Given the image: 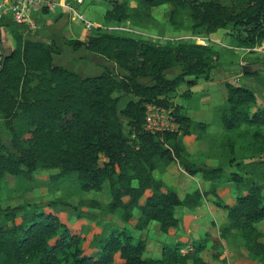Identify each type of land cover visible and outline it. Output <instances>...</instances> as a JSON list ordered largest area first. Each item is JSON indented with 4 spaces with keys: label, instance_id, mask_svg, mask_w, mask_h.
Masks as SVG:
<instances>
[{
    "label": "trees",
    "instance_id": "trees-1",
    "mask_svg": "<svg viewBox=\"0 0 264 264\" xmlns=\"http://www.w3.org/2000/svg\"><path fill=\"white\" fill-rule=\"evenodd\" d=\"M108 2L104 20L109 24L130 21L144 26L152 9L170 5V22L177 29L183 27L180 13L186 12L196 35L210 36L224 29L235 47L243 49L264 42V0ZM12 36L15 48L0 71V119L10 135L7 145L0 134V194L8 175L33 182L39 169L58 170L51 181L74 178L81 192H102L108 185L107 205L96 200L82 205L110 214L121 212L125 225L138 211L135 230L144 231L156 222L164 234L180 228L178 207L193 210L212 196L213 203L227 212L222 238L240 239L248 258L264 264V232L259 229L264 223V109L252 110L257 98L251 90L226 84L228 100L218 109L226 135L211 149L220 161L211 168L194 162L184 143L193 134L205 139L208 126L192 121L173 101L181 85L191 87L196 79L210 78L219 52L194 42L161 45L96 28L85 41L67 42L73 51L85 48L109 63L100 75L84 78L55 64L54 57L61 52L57 46L27 40L16 30ZM2 61L3 57L0 66ZM176 67L182 73L168 78L166 72ZM188 77L195 80L187 81ZM149 103L172 109L180 132L145 131ZM21 121L24 127H18ZM225 159L227 166L238 169L229 179L238 191L233 206L217 193L226 180ZM173 163L189 176L201 174L212 183L210 190L196 189L181 199L175 189L154 177V171H164ZM59 204L3 208L0 198V264H118L117 256L122 264H207L202 253L208 238L191 245H165L161 259H146V241L122 228L94 234L86 249L85 238L56 214Z\"/></svg>",
    "mask_w": 264,
    "mask_h": 264
},
{
    "label": "crops",
    "instance_id": "crops-1",
    "mask_svg": "<svg viewBox=\"0 0 264 264\" xmlns=\"http://www.w3.org/2000/svg\"><path fill=\"white\" fill-rule=\"evenodd\" d=\"M58 4V8L55 12H51L47 9H43L40 12L34 15V18L37 22L38 29L35 32L29 31L27 27L20 26L14 24L11 20L5 19L0 21V62L3 57V54L6 56L13 51L15 48V42L12 36V30L18 31L25 39L33 41V42H41L46 44H53L57 46L61 52L60 54L54 57V62L56 65L64 67L72 72L79 74L81 77H94L98 76L103 72V67L105 65H109L107 60L103 57L92 54L88 52L85 48H82L80 51H73L72 48L67 44L70 40H79L85 41L88 37L89 33L86 29V24L90 23L84 17V15L79 11V7L81 3L77 0H51ZM83 4V3H82ZM79 22H82L84 28H79ZM92 24V23H91ZM93 26V24H92ZM95 26V25H94ZM96 28H99L96 25ZM201 38H205V41L196 42L199 44H204L211 46L214 50L215 47L213 45V41L217 44L221 43L219 38L210 36H203ZM235 47V46H234ZM236 50H240L242 48L235 47ZM248 50V53L253 58L257 57H264V42L253 49H245ZM217 51V50H216ZM218 52V51H217ZM251 52H255L252 54ZM251 53V54H250ZM245 58V57H244ZM73 64V69H69L68 65ZM242 70L235 74L233 77V81H229L231 74L227 71L224 73H220L216 68L212 70L209 79H204L207 83H210V87H212V91H204L203 98L200 102V107L197 108H185L183 107V112L194 122H201L208 126L207 132L205 134V139L199 140L196 134L188 135L184 138V143L187 147L188 152L193 156V161L196 162L199 166L205 165L208 167H216L219 165L220 161L212 154L211 149L212 146L209 142H220L221 139L226 135L225 130H221L219 127L217 131H213V126L211 123H207L204 119H200V113H202V109H208L207 112H212L216 107H219L218 103L216 102L215 95L219 96L221 93H216L214 89L217 84L210 82L213 78L217 79L225 86L226 84L230 83L235 85L237 82H241V77L244 74L243 69L246 68L249 70V74L252 72H257L258 69L253 65L245 64V61H241ZM1 67V66H0ZM180 68V67H179ZM172 73L173 76H179L182 73V69L178 70V67L168 70L166 72V76L168 73ZM242 72V73H240ZM258 74V72H257ZM264 74V73H263ZM220 76V77H219ZM259 76V74L257 75ZM174 77V78H176ZM213 77V78H212ZM252 77V76H251ZM202 79V78H201ZM196 79V84L187 88V91L183 94L177 96V93L173 96V101L176 105H180L177 101V97L184 96L187 97L186 94L190 92L191 94L194 91H198L203 89L201 86H198L199 81L201 80ZM221 79V80H220ZM195 80L193 77H188L187 81ZM235 80V82H234ZM148 79H142L141 82L147 83ZM244 88L251 90L255 95L256 93L253 91L254 89L259 88V85L253 80H247L245 83ZM182 86V85H181ZM180 86V87H181ZM237 86V85H236ZM179 87V88H180ZM261 92V90H260ZM190 94V95H191ZM189 95V96H190ZM222 95L225 96L224 92ZM177 96V97H176ZM226 103L228 100V92L226 89ZM257 103L253 107V111L258 109H264V97L256 95ZM181 106V105H180ZM208 106V107H206ZM2 120L0 119V132L2 128ZM206 122V123H205ZM246 127L243 126L242 129ZM6 143V142H5ZM200 158V159H199ZM174 165V168H172ZM181 175L177 176V168ZM154 177L158 180H162L167 188H173L177 191L179 197L183 199L187 194L193 192L196 189L201 190L202 192H206L210 190L212 187L211 182H206L201 174H198L194 177L187 175L179 165L176 163L171 164L167 167L164 171L156 170L154 171ZM217 193L223 199V201L229 205L233 206L235 204V198H233L231 191L228 190V185L225 183H220L217 189ZM151 193L148 192L146 196H149ZM214 198L212 196L204 199L202 204L193 209L189 210L186 208L178 207L175 211L176 217L180 219V228L178 230H171L168 234H164L160 231L159 224H154L155 222H151L149 227L144 231L141 232L140 235H137L135 232L136 230L133 229V224L136 223L137 218L139 216V212H135L134 219L131 224L126 225V229L130 230L134 237H138L144 241H146V251L144 253V258L146 259H161L162 258V251L165 245H174L176 243L182 242L185 244H193L197 243L200 240L205 238H210L211 240L207 241L206 249L203 252L202 257L207 264H218L217 261L214 259H208L205 256L206 251L210 249L211 244H217L220 249L223 250V247L226 248L224 253L228 252L231 257L235 258L237 256L236 250L239 253V257H247V252L243 247V242L240 239L234 237H227L222 238L221 230L222 228L228 223L227 221V212L221 208H218L213 203ZM60 218V217H59ZM61 219V218H60ZM68 226L72 227L75 231L79 232V227L81 222L72 224L71 222L68 223L61 220ZM264 224V223H263ZM262 224V225H263ZM132 225V226H131ZM154 228L155 234L152 233V229ZM91 232L94 234H100L96 226H90ZM80 233V232H79ZM153 235V237H152ZM264 241V239H263ZM213 242V243H212ZM235 256V257H234ZM223 256H220V260ZM119 260V263L117 262ZM235 260V259H233ZM246 260V259H245ZM116 262L118 264H122L123 261L120 259L119 256L116 257ZM237 263V262H236ZM240 264H250L249 261L240 262Z\"/></svg>",
    "mask_w": 264,
    "mask_h": 264
},
{
    "label": "rangeland",
    "instance_id": "rangeland-1",
    "mask_svg": "<svg viewBox=\"0 0 264 264\" xmlns=\"http://www.w3.org/2000/svg\"><path fill=\"white\" fill-rule=\"evenodd\" d=\"M133 5L135 4L133 3ZM109 8L110 4L108 0L83 1V4H81V6L79 7V11L84 15L87 21L93 24L92 30L88 31L89 33L94 32V30L96 29V25H98V27L101 28L102 31L108 33L121 34L137 39L150 40L161 45H175L180 42L196 43L205 41V38L201 37H205L206 35H196L191 32L190 26L192 25V23L186 12H181L178 17V22L183 23L182 29H177L174 25L171 24L170 13L173 10V7L170 5H164L162 7L152 9L150 12L151 20L146 21L144 23V26L136 25L130 21L120 24L106 23L104 20V16ZM78 24L79 28H84L82 22L78 21ZM213 37L214 39L219 38L221 40L220 44H217L213 41L215 49L219 52V61L216 72L217 69L220 73H224L225 71H227L226 73L229 72L231 74L229 81H233V77L235 76V74L242 70L240 64L241 61L244 60L245 64L253 65L258 69L257 72L259 76L251 77L243 75L241 77V82H237L235 83V85L244 86V83L247 80H253V83L256 82L259 85L258 90L254 89L253 91L256 93V95H258L259 92V95L264 97V57L262 58L260 56L257 58H253L249 54H245L248 53V50H245V48L236 50V48L234 47L236 46V43L233 41L227 30L221 29L217 33L213 34ZM251 53L254 54L255 52ZM56 58L58 57L56 56ZM68 68L73 69V64H69ZM178 70H181V68L178 67ZM167 77L173 79L176 76H173V74L169 72ZM215 78H213L210 82L217 84L214 89L216 90V93L221 94L219 96L215 95V97L217 99L216 102L218 103V105H221L219 107H216L212 112H207L208 109H202V113H200L199 116L200 119H204V121H206L207 123L212 124L213 131H217L219 127L221 128V130H224L220 122L218 109L226 105L225 86ZM149 82L150 80L148 79L147 83ZM208 84L210 83H207L202 78L199 81L198 86H201L203 89H200L198 91L195 90L194 93L187 97H177L178 95L186 92L187 88H190L187 84H183L177 91L176 97L178 103L188 109L200 107V102L203 98V92L207 90L208 92L212 91V87H210V85ZM222 92H224L225 96L222 95ZM2 124L3 125L0 134L3 138V141L6 142L7 145H10L9 132L3 122ZM25 124V122L21 121L19 122L18 127H24ZM234 139L237 141V136L234 137ZM209 143L211 144L212 148L219 144V142ZM103 161L104 159L100 162L101 165H103ZM224 164L226 167V180L223 183L228 185V190L231 191L233 198H236V196L238 195V191L234 183L229 182V179L231 172H237L238 169H236L234 165L227 166L228 161L226 159L224 160ZM172 168H174V165H172ZM176 168L178 174L177 176L181 175L177 166ZM240 172L242 175H246L245 171ZM58 173V170L39 169L35 176L36 179L33 182H28L23 177H16L11 175L6 176L2 184L0 194L3 208L20 207L34 204L45 205L50 201H59L60 204L57 205V207L54 209L56 214L61 218V220L63 219L68 223L71 222L72 224H75L81 222L79 223V232L85 238L84 244L86 249L89 247V244L94 237V235H92L93 232H91L90 229L91 225L96 226L98 232H103L105 233V235L115 229L126 228L125 223H123L120 218L121 212L110 214L106 211L92 209L88 207V205L81 204V202L96 200L102 205H107L110 202L108 185L105 186V189L102 192L92 191L85 193L78 190L74 178L61 179L60 181H51V176L57 175ZM78 214L82 215L81 219L77 218ZM17 222H20V219H18ZM154 224L158 225L156 222ZM259 229L264 232V224L259 225ZM135 232H137V235L141 234V232L137 230ZM152 233L155 234L154 228L152 229ZM135 238L140 239L139 236ZM208 240L210 241L211 239L209 238ZM223 250L225 251L226 248L223 247ZM223 250L219 248L218 243L211 244V247L210 249H208V251H206L205 256L208 259H214V261H217L218 264H240L239 261H249L250 264H263L260 260L257 259H250L246 257L245 260L244 257H239V253L237 252V250L235 251L237 254L236 257L234 256L235 258L231 257L228 252H226L225 254ZM220 256H223L221 260ZM117 262L119 263V260ZM188 264L193 263L189 262Z\"/></svg>",
    "mask_w": 264,
    "mask_h": 264
},
{
    "label": "built area",
    "instance_id": "built-area-1",
    "mask_svg": "<svg viewBox=\"0 0 264 264\" xmlns=\"http://www.w3.org/2000/svg\"><path fill=\"white\" fill-rule=\"evenodd\" d=\"M83 3L84 0H77ZM58 4L51 0H0V21L11 20L14 24L25 26L29 31L38 29L34 15L43 9L55 12ZM92 30V24H86ZM144 129L150 133H179L180 126L173 110L149 103L146 105Z\"/></svg>",
    "mask_w": 264,
    "mask_h": 264
},
{
    "label": "water",
    "instance_id": "water-1",
    "mask_svg": "<svg viewBox=\"0 0 264 264\" xmlns=\"http://www.w3.org/2000/svg\"><path fill=\"white\" fill-rule=\"evenodd\" d=\"M5 58H6V55L3 54V61H2L1 67H0V71H1V70L3 69V67H4V60H5ZM243 72H244V74H249V73H250L249 70H247L246 68L243 69Z\"/></svg>",
    "mask_w": 264,
    "mask_h": 264
}]
</instances>
